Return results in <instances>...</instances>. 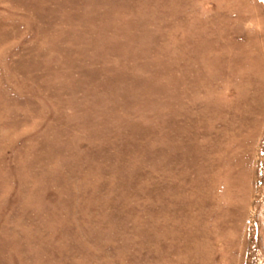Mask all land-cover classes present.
I'll use <instances>...</instances> for the list:
<instances>
[{"label": "rangeland", "instance_id": "1", "mask_svg": "<svg viewBox=\"0 0 264 264\" xmlns=\"http://www.w3.org/2000/svg\"><path fill=\"white\" fill-rule=\"evenodd\" d=\"M256 92L264 0H0V264H264Z\"/></svg>", "mask_w": 264, "mask_h": 264}, {"label": "bare ground", "instance_id": "2", "mask_svg": "<svg viewBox=\"0 0 264 264\" xmlns=\"http://www.w3.org/2000/svg\"><path fill=\"white\" fill-rule=\"evenodd\" d=\"M256 95H257V96H261V95H258L257 92H256ZM257 99H258V98H257ZM258 101H259L260 103H263V105H264V95L261 96V98L258 99Z\"/></svg>", "mask_w": 264, "mask_h": 264}]
</instances>
